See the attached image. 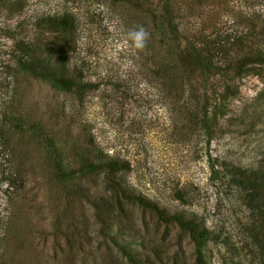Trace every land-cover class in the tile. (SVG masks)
<instances>
[{"label": "rangeland", "instance_id": "rangeland-1", "mask_svg": "<svg viewBox=\"0 0 264 264\" xmlns=\"http://www.w3.org/2000/svg\"><path fill=\"white\" fill-rule=\"evenodd\" d=\"M0 264H264V0H0Z\"/></svg>", "mask_w": 264, "mask_h": 264}, {"label": "trees", "instance_id": "trees-1", "mask_svg": "<svg viewBox=\"0 0 264 264\" xmlns=\"http://www.w3.org/2000/svg\"><path fill=\"white\" fill-rule=\"evenodd\" d=\"M45 23H46L47 26L57 29L62 34L63 31L69 30L72 27L71 24L73 23V21H72V16L63 14V15L57 16L56 18L46 17L45 18ZM203 43H204L203 48L199 47L196 50V52H195V60H196V63H197L196 67L202 73L203 79L207 80V78L209 76H213V75H216V74L219 73L218 72L219 71V67L216 66L215 61L213 59V57H214L213 51H214L215 47L213 46V44H210L208 41H203ZM214 44H218V43H214ZM261 55H262V52L258 51V55L257 56H261ZM61 57H63L62 54L59 56V58H61ZM25 67L30 69V70L33 69V67L29 63H27L25 65ZM51 74H52V72H51ZM51 74L48 75V76H51ZM53 79L61 87L67 88V89H70V88H73V87H75L77 89V88L82 87V85H88V84L77 83V82H75L74 79H72V77H69V76L68 77L67 76H63V75L56 76L55 74H53ZM215 105L216 104H214V106H212L210 108V105L207 106V101L205 102V104H203V106H202V119H201V122H202L201 126L203 128H207L208 129V126H209L206 114H208V113L211 114V118L215 117V114H216V111H217V110H215V107H216ZM208 108H209V110H208ZM117 161L118 160L116 158L107 157V159L104 160V162H105L104 163V167L108 171H115V170H119V169L125 168V165H124L123 162L118 163ZM252 208H254V207H252ZM181 221H183V220H181ZM183 222H184V225L188 224V221H183ZM201 233H203V232H200V235H201ZM258 237H259L258 234H256L257 241L259 243H261L258 240Z\"/></svg>", "mask_w": 264, "mask_h": 264}, {"label": "clouds", "instance_id": "clouds-1", "mask_svg": "<svg viewBox=\"0 0 264 264\" xmlns=\"http://www.w3.org/2000/svg\"><path fill=\"white\" fill-rule=\"evenodd\" d=\"M150 38V33L143 27L137 26L127 32V39L131 42L130 46L138 51H142Z\"/></svg>", "mask_w": 264, "mask_h": 264}]
</instances>
